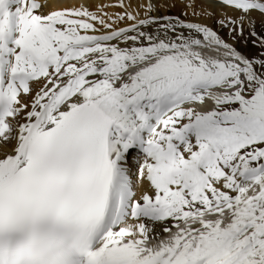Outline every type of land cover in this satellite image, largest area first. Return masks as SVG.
I'll list each match as a JSON object with an SVG mask.
<instances>
[{"label":"snow or ice","instance_id":"1","mask_svg":"<svg viewBox=\"0 0 264 264\" xmlns=\"http://www.w3.org/2000/svg\"><path fill=\"white\" fill-rule=\"evenodd\" d=\"M217 2L258 56L206 0H0V264H264V0Z\"/></svg>","mask_w":264,"mask_h":264},{"label":"bare ground","instance_id":"2","mask_svg":"<svg viewBox=\"0 0 264 264\" xmlns=\"http://www.w3.org/2000/svg\"><path fill=\"white\" fill-rule=\"evenodd\" d=\"M115 2H116V0H64L63 6L70 7L73 4L86 3V4L89 5L90 10L94 11L96 9L97 5H99V4H114ZM127 2L133 3V6H135V3L140 2V0H127ZM160 2L163 3L164 0H160ZM171 2H172V0H168V3H171ZM213 2H214L213 0H206V3L208 4L210 10L215 12L217 17H219L220 15L221 16H225V15L232 16V15H234V13H232L231 10H227L226 12L225 11H221V7L222 6L220 4H215ZM105 11L108 12V13H114V12L121 11V9L115 8V7H109V8H106ZM181 11H182V5L179 3V0H176V6L175 7L161 8L159 13H155V15H169V14H171L173 16H177V15H180ZM189 18L196 20V22H199V23L205 24V25H207L209 27H212L215 30V28L212 26V21L210 19H207L206 17L200 18V17H191L190 16ZM252 18H253V22L255 23V26L257 24L261 23L262 18L260 17V15L258 13L254 12L252 14ZM211 19H214V18H211ZM120 26L123 27V26H126V25L124 23H122ZM148 31L151 32V31H154V29L150 28V29H148ZM240 41H241V39L240 40L238 39L236 41H233L231 39L230 41L228 40L227 42L234 44V46L238 50H240L243 54L248 55V50L243 45L244 42L241 41L242 42V44H241ZM208 54H212L211 51H209ZM133 169H134V171L137 172V174L133 177L134 180H135V189L134 190L136 191L137 196H139L141 193L144 192L145 188L147 187V183L144 182V181H140L139 180V178H138V168H137V166L135 164H133ZM157 231H159V227H157Z\"/></svg>","mask_w":264,"mask_h":264},{"label":"rangeland","instance_id":"3","mask_svg":"<svg viewBox=\"0 0 264 264\" xmlns=\"http://www.w3.org/2000/svg\"><path fill=\"white\" fill-rule=\"evenodd\" d=\"M215 4H219L217 2V0H213ZM210 12L212 13L209 17L205 16L207 19H210L212 21V26L215 28V30H217L220 35L225 39V40H231V38L228 35V31L226 29H220L219 25L216 23L217 19L219 17H222L221 15L219 17L216 16L215 12H213L212 10H210ZM214 13V14H213ZM213 15V16H212ZM216 17V18H215ZM214 18V19H211ZM256 31L259 35H264V25L259 23L255 26ZM245 37L246 39H241L242 42H244V46L247 48L248 50V55L249 56H258L260 54V49L256 46H254L253 44V38L251 36H248V29H245ZM227 40V41H228ZM240 40V39H239ZM240 41V42H241ZM241 42V44H242Z\"/></svg>","mask_w":264,"mask_h":264}]
</instances>
